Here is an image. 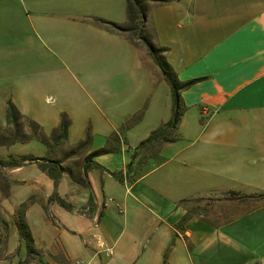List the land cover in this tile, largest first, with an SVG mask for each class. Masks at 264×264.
<instances>
[{
	"label": "crops",
	"instance_id": "1",
	"mask_svg": "<svg viewBox=\"0 0 264 264\" xmlns=\"http://www.w3.org/2000/svg\"><path fill=\"white\" fill-rule=\"evenodd\" d=\"M69 1L53 2L57 11H66L67 20ZM117 1L109 4L114 16L107 17L124 23L127 0ZM21 5L22 0H0V88L7 77L3 72L7 61L12 60L15 69V61L20 59L24 42L20 39L24 25ZM106 30L130 47L138 63V58L144 59L137 76L143 79V92L150 95L148 121L156 128L163 126L172 116L173 95L162 70L143 43ZM147 32L156 46L165 48V59L181 81L201 79L181 93L186 109L175 139L142 147L143 155L152 157L158 151L163 159L144 174L151 178L143 185L140 201L150 215L135 211L137 228L131 234V248L123 251L115 238L114 245L119 247L115 251L107 245L110 234L94 233L83 239L86 246H92L89 262L103 253L102 264H264V200L250 196L264 192V0L150 2ZM8 100L16 103L14 98ZM155 127L139 140L146 139ZM106 137L92 140L86 155L107 146ZM128 149L133 152L136 148ZM138 158L139 154L133 155ZM94 160L120 171L127 168L132 153L115 146ZM88 177L91 187L86 185L81 193L71 186L70 191H63L62 181L58 192L75 206L87 204L96 218L102 192L113 186L111 178L116 179L99 168L90 169ZM98 177L105 184L98 185ZM47 181V204L55 206L58 203L50 199L54 182ZM231 190L239 194L232 196ZM245 195L248 197H242ZM26 218L39 253L31 257L27 253L21 261L71 264L56 259L45 240L48 231L47 235L36 231L28 211ZM66 228V234L77 232ZM17 233L10 239L17 238ZM10 243L0 262L13 255ZM110 248L114 258L108 255ZM66 253L69 256L71 251Z\"/></svg>",
	"mask_w": 264,
	"mask_h": 264
},
{
	"label": "rangeland",
	"instance_id": "2",
	"mask_svg": "<svg viewBox=\"0 0 264 264\" xmlns=\"http://www.w3.org/2000/svg\"><path fill=\"white\" fill-rule=\"evenodd\" d=\"M22 1L24 25L20 39L24 42L20 59L15 61V69L12 60L7 61L8 68L3 71L7 77L0 88V159H60L72 170L64 172L62 190L70 191L71 186L80 193L88 188L82 170L87 150L73 155L68 152L88 133L97 142L107 135V147L122 150L124 146L126 152L132 153V160L121 170L123 181L110 179L113 186L102 192L96 218L90 215L85 203L74 205V210L54 206L52 202L47 204V180H53L43 172L40 163H28L18 170L0 167V257L7 254L9 240L14 246L13 255H8L11 258L0 264H19L26 257L27 240L21 235L17 220L27 211L30 225L44 235L49 233L45 240H49L48 247L59 261L89 262L92 246H86L83 239H90L94 233L110 234L107 245L114 246L115 251L119 247L114 240L119 238V245L127 252L133 241L131 234L137 228L135 211L139 209L143 214L145 210L150 215L140 201L143 185L151 178L144 174L163 159L158 151L152 157L143 155L140 143L144 138L139 140L155 127L148 121L150 95L143 92V79L137 76L142 72L144 59L138 58V63L130 47L122 45L100 21H115L107 16H114L109 4L117 0H68V20L66 11L55 9L54 0ZM63 14L65 19L61 20ZM10 98L16 100L14 104L25 116L20 120L23 131L18 133L7 124ZM63 118L69 123V136L52 150L49 144H54L56 128ZM129 147L136 149L132 152ZM102 154L106 152L99 155ZM138 154L139 158L133 159ZM101 177L98 185L105 184ZM66 227L77 232L67 236ZM14 233L17 238L10 239ZM66 251L71 254L68 256ZM112 253L111 249L108 255ZM105 257L102 253L90 263L102 264Z\"/></svg>",
	"mask_w": 264,
	"mask_h": 264
},
{
	"label": "trees",
	"instance_id": "3",
	"mask_svg": "<svg viewBox=\"0 0 264 264\" xmlns=\"http://www.w3.org/2000/svg\"><path fill=\"white\" fill-rule=\"evenodd\" d=\"M166 1L167 0H127L128 19L126 22L121 23L111 20L100 19V21L103 23L106 29L118 34L125 35L134 43H138V42L143 43L150 52V55L152 56L154 62L162 70L164 78L166 79L172 90L173 106H172V116L170 120L163 126L153 130L151 134L140 143L142 147L149 145L155 141L168 142V141H173L175 139V131L178 129L179 124L182 120V116L186 109V107L182 103L181 93L183 90L188 89L196 82L200 81L201 79V78H196L188 81H181L178 78L177 73L174 71V69L165 59V56L163 54L165 48L156 46L148 35L147 21H148L149 3L150 2L159 3ZM8 103L9 106H8V114H7V124L9 126L12 125L17 133L23 131L20 120L25 119V116L20 112V110L12 100H9ZM69 128H70L69 123L65 118H63L60 126L56 128V131L58 133L57 135L54 136L55 137L54 144L51 143L49 144L47 142L52 150L58 147L68 138ZM3 130L4 128H2V131ZM92 140H93L92 136L88 133L86 137L82 141H80L78 145L75 146L74 150L68 152V155H73L77 153L81 154L82 152L88 150L92 143ZM110 151H112V148L105 146L90 152L84 157V164L82 169L84 174L83 181L87 186L91 187V182L88 177V172L92 168H99L104 171H107L115 179L119 181L124 180L123 173L121 172V170L111 171L94 160V158L99 154L105 152L108 153ZM34 162L40 163L41 169L44 172H46L54 182L55 189L50 197L51 201L57 202L60 206L68 210H74L75 206L69 201H67L65 198H63L58 192V186L62 181L64 172L66 170L72 172L70 168H67L66 166L63 165V162L60 159L41 158L34 156H20V158H17L15 160L0 159V167L16 168ZM230 193L232 194V196L239 194V192L236 191H230ZM250 196L258 200H264V192H260ZM242 197H248V196L245 195ZM90 199L93 200V193H91ZM17 223L19 226H21L20 227L21 235H23V237H25V239L27 240L28 254L30 255V257L33 256L34 254H38L39 252L36 249L35 240L31 228L27 222L26 212L25 214L22 215L20 219L17 220ZM29 261L30 259L27 258L25 260L20 261L19 264H29Z\"/></svg>",
	"mask_w": 264,
	"mask_h": 264
},
{
	"label": "built area",
	"instance_id": "4",
	"mask_svg": "<svg viewBox=\"0 0 264 264\" xmlns=\"http://www.w3.org/2000/svg\"><path fill=\"white\" fill-rule=\"evenodd\" d=\"M86 264H91L90 262H87Z\"/></svg>",
	"mask_w": 264,
	"mask_h": 264
}]
</instances>
